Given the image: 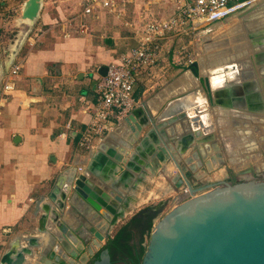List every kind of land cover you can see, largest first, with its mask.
Masks as SVG:
<instances>
[{
	"label": "crops",
	"instance_id": "obj_1",
	"mask_svg": "<svg viewBox=\"0 0 264 264\" xmlns=\"http://www.w3.org/2000/svg\"><path fill=\"white\" fill-rule=\"evenodd\" d=\"M25 1L0 0V258L9 249L10 244L18 239L23 241L38 235L39 239L44 237L47 241V236L36 233L39 214L34 217L35 203L41 197L47 200L59 175L68 170L83 169L89 163L90 151L81 149L78 143L92 119L96 84L101 78L98 69L118 63L122 54L135 46L133 31L139 27V22H124L134 4L127 5L124 16L120 18L103 11H97L94 17H90L82 15L79 0H42L36 20L28 23L20 18ZM255 4L254 7H248L234 15L238 16L237 19L230 20L234 17L232 16L223 22L231 21L229 27H234L238 22L242 23L240 17H250L247 20L251 27L245 28L247 31L255 28L256 31L254 34H247L249 46L232 52V65L223 67V70L228 72L235 67V72L239 75L238 83H242L243 73L251 71L253 81L257 84L255 91L258 92L260 101L262 100L260 105L264 107V84L261 83L264 79V65H251V59L255 55V62L264 64V0H258ZM170 6L172 13L173 7ZM122 26L127 28L130 34H125ZM30 27V34L23 38L25 30ZM229 31L234 33V28ZM127 38L131 40L130 46L123 48L127 45ZM19 46L11 65L6 66V62ZM250 52L252 55L248 67L244 60L247 58L245 55ZM160 53V62L152 73L161 79L158 83L162 85L168 77L177 73L168 67L166 49L163 48ZM16 62L20 63V69L17 75L9 77L10 67ZM212 74L216 75L217 71ZM189 76L183 74L175 79L165 94L184 91V95L177 97H181L177 104H188L189 108H194L202 102L203 97L195 91V82L191 81ZM148 77L146 73L139 75L133 93V110L141 108L145 114H157L164 101L155 104L150 99L146 100V94L154 88ZM188 78L190 86L182 87L180 82ZM7 81L13 84V90L5 97L2 95V86ZM242 90L241 92L244 91ZM171 102V99H168L167 103ZM212 108L209 107L208 110ZM244 113L255 115L249 111ZM125 117L119 122L109 118L106 125L111 126L107 133L115 130L118 139L127 144L132 133L124 123ZM117 124L121 125L118 130ZM149 128L143 127L137 142L132 147L128 145L129 148H125L128 156L124 155V159L137 170L126 169L124 166L116 176L112 175L114 181L119 183L116 192L127 201V213L128 210L131 212L155 197L162 198L167 195L162 188H170L173 191V187L180 186L179 180L172 181L174 174L165 173L166 165L171 163L168 157L174 156L167 144L175 148L177 141H165L164 136L169 139L166 127L154 130L152 135L147 137ZM101 141H96L93 151H96V146ZM159 153L163 161L157 160L155 170H152L151 162L155 158L158 159ZM99 161L96 163L97 169L95 168L97 173L103 177L110 176L108 164L102 159ZM155 183V189H146ZM151 194H154V197ZM138 197L143 198L139 204ZM130 203L131 209L128 208ZM157 210L153 209L152 212L156 213ZM21 241L19 244L24 246L25 243ZM45 241L41 243L42 250L34 249L35 254L41 257L38 264H58L53 254V245L44 246ZM74 264L86 263L78 260L74 261Z\"/></svg>",
	"mask_w": 264,
	"mask_h": 264
},
{
	"label": "water",
	"instance_id": "obj_2",
	"mask_svg": "<svg viewBox=\"0 0 264 264\" xmlns=\"http://www.w3.org/2000/svg\"><path fill=\"white\" fill-rule=\"evenodd\" d=\"M41 1L26 0L21 9V20L33 23ZM30 32L31 27L25 30L23 38ZM19 48L20 46L15 49L6 66L11 65ZM255 56L251 59V65L263 66L262 62H255ZM106 71V67H100L98 75L104 77ZM183 74H189L193 78L194 89L201 94L208 108L213 107L214 110L220 102L224 108L236 112L255 113L256 110L234 105L236 100L242 101L244 105L250 89L256 93L257 84L253 78L247 79L249 81L243 79L242 83L229 84L228 94L224 95L225 89L212 91L204 76L202 84H198L197 77L202 75L197 63H192L189 71L181 75ZM171 83L150 99L155 104L164 101L157 114H145L141 108H136L125 117L124 123L132 133L127 144L118 139L115 130L107 133L96 146V151L89 152V163L86 167L68 170L59 175L47 200L41 197L36 201L34 217L39 214L36 233L47 236V241L44 237L39 239L38 235L23 241L18 239L2 255L0 264L40 263L41 257L35 254L34 249L42 250L41 243L44 241V246L53 245V254L58 264H74L78 260L87 263L88 258L97 250V256L90 264H111L108 249L101 245L111 228L126 216H123L122 211L127 207L126 199L116 192L119 183L114 181L113 176L122 171L124 166L126 169L137 170L131 163H127L124 155L128 156L125 148L128 145L132 147L137 142L143 127H150L147 137L154 130L166 127L169 139L164 136L165 141H177L175 148L167 144L174 154L168 158L178 172L173 181L179 180L180 185L183 183L192 196L154 223L139 264H264V179L242 181L233 185L222 182L221 186L210 185L199 189L191 187L190 177H198L194 167L188 164L190 157L186 158L187 156L191 154L201 164H205L207 156L211 161L221 160L222 164V157L219 149L214 146L217 145L213 141L214 131L193 133L183 125L201 122L199 115L203 110H194V117L191 119L186 113L169 117L166 115L168 99L175 101L185 93L165 94ZM261 83L264 84V79ZM262 112L264 114L263 106ZM120 127L117 124L116 129ZM187 151L189 152L185 156ZM157 157L158 159L151 162L152 170H155L157 160L163 161L160 153ZM100 159L108 164L110 176L103 177L95 170ZM166 159L165 157L164 160ZM252 170L254 169L247 173ZM198 191L206 192L194 196ZM20 241L25 243L24 246L19 244Z\"/></svg>",
	"mask_w": 264,
	"mask_h": 264
},
{
	"label": "built area",
	"instance_id": "obj_3",
	"mask_svg": "<svg viewBox=\"0 0 264 264\" xmlns=\"http://www.w3.org/2000/svg\"><path fill=\"white\" fill-rule=\"evenodd\" d=\"M258 0H167L173 12L167 17L155 18L146 13L134 30L135 46L122 54L118 63L107 67L104 77L96 84V101L92 119L82 133L78 146L93 151L96 141L107 134L110 119L119 122L134 108L133 93L140 74L153 75L152 71L160 62L161 51L172 36L190 35L203 27H213L228 18L243 12ZM135 0H79L82 15L94 17L103 11L116 17L124 16V9ZM83 26L81 25V28ZM20 63L10 67L9 77L17 75ZM13 90L8 81L2 86V95ZM112 125V124H111ZM80 169V168H79Z\"/></svg>",
	"mask_w": 264,
	"mask_h": 264
},
{
	"label": "bare ground",
	"instance_id": "obj_4",
	"mask_svg": "<svg viewBox=\"0 0 264 264\" xmlns=\"http://www.w3.org/2000/svg\"><path fill=\"white\" fill-rule=\"evenodd\" d=\"M254 4H252L253 6L249 7L248 9L254 7L256 5ZM236 17L237 16H234L232 17V19L234 20L236 19ZM241 18L242 17H240L242 23L238 22V25H235L234 27H229L227 30H224L225 28L218 29L217 27H219V25L209 28L207 32L210 30L213 31L214 29H218L217 31L218 32L220 31L219 34L225 31V33L228 36L217 37L212 41L210 40L211 41L210 43L205 44L204 46L201 47L203 48V51L206 53L205 55L206 57H204L205 59L203 60V62L199 63L201 75L208 79L209 86L212 91H219L220 89H226L224 90L226 91L224 95L228 94L227 87L229 84L231 85V83H238L237 78L239 77V75L236 74L235 67H232L231 68L232 70L228 72L227 70H223V67L232 65L230 61V55L233 54L232 52H238L241 51L242 49H246L249 46L248 35L256 33L255 28H253L254 30L249 29L248 31L245 28L246 26L251 25L249 20H247L250 19V17H246L245 19L244 18L241 19ZM233 28H234L233 31L234 33L229 31L230 29ZM216 41L219 42L216 43ZM216 71L217 74L213 76L212 73ZM210 75H212L213 77H209ZM241 77L247 80L253 78V74L251 71H249L245 74L243 73ZM191 81H193L192 77H191ZM190 84H191L190 78L180 82V85L182 87H189ZM180 98H178L175 101H172L169 104L166 115L169 117L171 115H177L179 113H186L187 117L191 119L194 117V110H203V112L199 115L201 122L198 123L192 122L190 124L186 123L187 125L185 124L183 125L188 127L190 131H193V133H199V134L209 133L210 131L216 130L217 133L219 134L222 147L224 148L225 156L230 166H234V167L239 166L240 163L244 162V160H251V161L258 160L257 158L259 156H257V154H250L246 158L245 157L243 158L241 155L245 152L251 153L253 150L256 149L258 150L261 149L264 152V127H261V125H264V116H262L264 114L262 112V106L260 105V102L262 100L260 101L258 92L253 93V90L250 89L249 96H247V98L245 99L244 105L240 100L234 101L236 106H242L243 108L245 106L246 109L256 110L255 113H253L255 115L246 114L244 112H236L232 109L224 108L220 102L217 103V105L214 107V110L211 109L209 111L208 107L205 105V101L203 98H202V102L199 105L194 106V108L193 107L189 108L188 104H183L182 106L180 104H177L178 103L177 101L181 100ZM214 101L216 102V99H214ZM253 123L254 125L257 126L251 128V124ZM237 128L238 130H236ZM254 133L257 136V138H254L253 136ZM214 146L219 149L218 145L215 144ZM127 150L129 151L130 149ZM187 153L188 151L185 154ZM212 155H214L213 152ZM189 157L190 159L188 160V164L194 167L196 171L195 173L197 175L196 177L198 178L204 177L205 173L200 170L201 162H199V160L197 159H194L191 154L186 158ZM205 164L208 171H211L221 165V160L215 159V161H211L209 156H207ZM166 167L167 168L165 169V173L168 175L172 174L171 171L173 166L171 165V163H168ZM174 175L172 176V181ZM162 189L164 190L165 194H168L172 191L170 188H166V187ZM185 193L191 194L188 190L185 191ZM153 195L154 194H151V196ZM138 198L139 199L137 204L143 201L142 197H138ZM131 206L132 205L130 203L128 208L131 209ZM122 214L123 216H125L127 212L124 210L122 211ZM98 226H100V224H98Z\"/></svg>",
	"mask_w": 264,
	"mask_h": 264
},
{
	"label": "rangeland",
	"instance_id": "obj_5",
	"mask_svg": "<svg viewBox=\"0 0 264 264\" xmlns=\"http://www.w3.org/2000/svg\"><path fill=\"white\" fill-rule=\"evenodd\" d=\"M171 11H172V8H171L170 4H168L166 2V0H136L134 2L133 9H131L129 11L128 17L124 20V22L130 23L132 21H135V23H136V22L140 21L141 20L140 18H142L146 13H150V14L154 15L155 18L163 19L168 14H170ZM237 18H238V16L236 17V19ZM230 20H233V19H230ZM231 24H232V22L228 21V22H225V23L219 25V27H217V28L218 29L219 28H221V29L225 28L224 30H226V28H229V26ZM208 28H206V27L200 28V30H198L197 32L190 34V35H177V36L170 37L169 43H168L167 47L165 48L167 51L166 58L168 57V62H169L168 67L170 69H172V71L176 72L177 75L170 76L171 79H169L170 77H168L166 82H164V84H162V85L160 83H158L161 79H158L156 74L149 75L148 80L152 82L151 84H153L154 88H153V90H150V92L148 94H146V97H147L146 100L154 97L161 89H163L165 86L169 85L173 80L177 79L182 73L189 71V67L192 63H197V65H199V68H200L199 63L200 62L202 63L203 60L205 59L204 57H206L205 56L206 53L203 51V48H201L202 46L210 43L212 40H214L217 37L228 36L225 33V31H223L219 34L220 31L218 32L217 31L218 29H214L213 31L210 30L207 32L206 29H208ZM122 29H123V32L125 34L129 33L128 29L125 28L124 26H122ZM261 31H263V30H261ZM126 40H127L126 41L127 45H125L123 48H127V46L128 47L130 46V42H131L130 38H127ZM251 55H252L251 52L249 54H247V56L245 55V57H247V58H246V60H244V62H246L248 64L247 65L248 67H250V64H249L250 61L249 60H250ZM202 79H203V76L197 77L198 84L199 83L202 84ZM242 121H244V120H242ZM185 125H187V124H185ZM254 126H257V125H254V123L251 124V128H253ZM261 127H264V125H261ZM236 130H238V128ZM213 136H214L213 141L215 143H217V145L219 146V153L221 154L223 162L219 167H216L215 169H213L211 171H208V169L206 168V165L204 163L201 164L200 170L203 171L205 174H204V177H200L197 179H194L192 176L190 177L189 181L191 182V187L193 189H199L201 187L210 186V185L221 186L222 182H227V183L233 185L235 183H239L242 181L263 180L264 179V152L261 149L253 150L251 153L245 152L241 155L243 158L244 157L246 158L250 154H257V156H259L257 158L258 160H254V161L244 160V162L240 163L239 166H236V167L230 166L228 164L227 158L225 156L224 148L222 147L219 134L217 133L216 130L213 132ZM253 136H254V138H257L255 133L253 134ZM246 161H247V163H246ZM252 168L254 170H252L251 173H247V171L251 170ZM172 170H173V172L171 175L178 173L174 167L172 168ZM218 176L220 179L218 178ZM155 186H156V183L147 186L146 189L147 188L155 189L154 188ZM207 188H209V187H207ZM209 189H207V191H209ZM187 190L188 189L186 188V186L182 183L179 187H176V186L173 187V191L168 193L167 195H164L162 198L155 197V198L151 199L150 201L143 203L142 206L136 208L135 210H133L131 212H129V210H128V213L126 214V216L121 218L120 221L111 228V231H109L107 238L103 241L101 246L102 247L106 246L107 242L110 239H112V237L115 235V233L118 231V229L120 227H122L124 224L128 223V221L132 217L136 216L137 214H140V213L147 214V215H143V217L151 216L152 218H151L150 223H151V228H152L156 221H158L165 214H167L169 211H171L175 206H177L179 203L187 201L191 198V196H192L191 194L185 193V191H187ZM205 192L206 191H203V192L198 191L194 194V196L200 195V194L205 193ZM152 197H154V196H152ZM178 199H179V201H178ZM151 209L152 210L158 209V210L156 211V213H154L151 211ZM124 210L126 211L125 208H124ZM149 213H153V215L152 214L150 215ZM155 214H156V217H155ZM150 231L151 230H146V232H144L143 235L136 236L133 239V243L137 244L140 241L141 247L145 250ZM97 253H98V250L91 257L88 258L86 264H90V262L95 258ZM139 263H140V261H139ZM112 264H128V263L124 259H121L118 256H116L113 258Z\"/></svg>",
	"mask_w": 264,
	"mask_h": 264
},
{
	"label": "trees",
	"instance_id": "obj_6",
	"mask_svg": "<svg viewBox=\"0 0 264 264\" xmlns=\"http://www.w3.org/2000/svg\"><path fill=\"white\" fill-rule=\"evenodd\" d=\"M149 214L153 215V213ZM143 215L147 214L140 213L132 217L128 223L120 227L112 239L107 242L105 247L109 251L111 264L113 262V258L116 256L124 259L128 264L139 263L145 250L141 247L140 241L137 244H134L133 239L136 236L143 235L146 230H151L150 221L152 217H143Z\"/></svg>",
	"mask_w": 264,
	"mask_h": 264
}]
</instances>
